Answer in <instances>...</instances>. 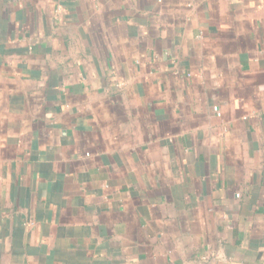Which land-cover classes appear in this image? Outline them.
Listing matches in <instances>:
<instances>
[{
	"label": "crops",
	"instance_id": "crops-1",
	"mask_svg": "<svg viewBox=\"0 0 264 264\" xmlns=\"http://www.w3.org/2000/svg\"><path fill=\"white\" fill-rule=\"evenodd\" d=\"M264 264V0H0V264Z\"/></svg>",
	"mask_w": 264,
	"mask_h": 264
},
{
	"label": "built area",
	"instance_id": "built-area-1",
	"mask_svg": "<svg viewBox=\"0 0 264 264\" xmlns=\"http://www.w3.org/2000/svg\"><path fill=\"white\" fill-rule=\"evenodd\" d=\"M201 261L204 264H207L209 262V255L208 254H205V255L201 256Z\"/></svg>",
	"mask_w": 264,
	"mask_h": 264
}]
</instances>
